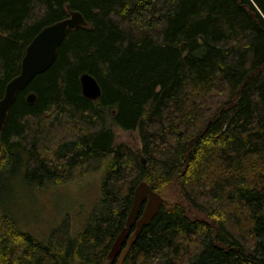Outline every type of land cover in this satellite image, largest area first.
<instances>
[{
  "label": "trees",
  "instance_id": "trees-1",
  "mask_svg": "<svg viewBox=\"0 0 264 264\" xmlns=\"http://www.w3.org/2000/svg\"><path fill=\"white\" fill-rule=\"evenodd\" d=\"M68 5L88 25L10 107L0 199L13 176L60 184L110 158L102 196L78 234L67 217L47 242L0 201V264H118L108 253L142 181L175 199L126 242L122 264H264V0H0V99ZM83 73L101 85L97 100ZM108 116L142 148L117 143Z\"/></svg>",
  "mask_w": 264,
  "mask_h": 264
},
{
  "label": "rangeland",
  "instance_id": "rangeland-1",
  "mask_svg": "<svg viewBox=\"0 0 264 264\" xmlns=\"http://www.w3.org/2000/svg\"><path fill=\"white\" fill-rule=\"evenodd\" d=\"M117 143H125L136 151L142 148L138 130H124L112 123ZM110 158L90 161L75 170L71 179L60 184L34 187L20 176L8 179L1 193V208L15 218L22 230L48 241L50 234L65 218L70 220V235L78 234L102 196L101 183ZM174 200V197L165 196Z\"/></svg>",
  "mask_w": 264,
  "mask_h": 264
},
{
  "label": "water",
  "instance_id": "water-1",
  "mask_svg": "<svg viewBox=\"0 0 264 264\" xmlns=\"http://www.w3.org/2000/svg\"><path fill=\"white\" fill-rule=\"evenodd\" d=\"M70 16L49 24L42 28L38 34L31 40L26 47L24 57L21 62L20 73L12 78L6 85L4 96L0 99V152L2 149L1 133L4 128L8 112L15 101L20 90L24 89L35 75L46 71L55 61L58 48L63 42L70 29L79 26H87L88 22L82 12L71 10L67 6ZM80 83L83 95L91 100H97L102 95V88L98 80L89 73H83L80 76ZM28 102L36 100V94L30 93L27 97ZM146 164V159L141 158ZM145 202L144 209L140 214L142 204ZM167 199L162 194L155 191L150 184L142 181L136 187L134 200L125 226L117 235L109 253L108 259L114 260L120 254L118 264H122V259L126 253L124 245L132 244L135 236L145 225L150 224L152 219L158 213L160 206L167 203ZM136 226L134 232L130 234L131 226Z\"/></svg>",
  "mask_w": 264,
  "mask_h": 264
}]
</instances>
